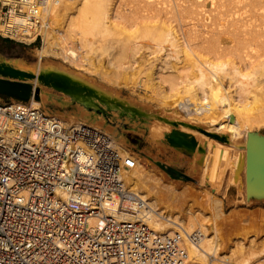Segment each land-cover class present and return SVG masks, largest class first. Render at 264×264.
<instances>
[{
	"label": "bare ground",
	"instance_id": "1",
	"mask_svg": "<svg viewBox=\"0 0 264 264\" xmlns=\"http://www.w3.org/2000/svg\"><path fill=\"white\" fill-rule=\"evenodd\" d=\"M203 1L198 4L195 0H35L38 10H44L47 25L41 31L37 60L29 66L34 77L21 80L31 85L26 104L37 109L43 103L36 86L38 73L43 70L42 58L59 57L74 68L84 69L92 57L106 54V62L114 67L115 74L140 76L134 84L130 79V93L151 92L157 99L156 94H163L164 89L186 92L191 107L199 111L197 116L204 115L203 108L208 105L205 119L213 123L212 128L223 130L216 140L207 137L215 146L209 171L211 190L219 184H230L237 191H244L249 152L244 144L238 145L239 138L229 137V131L234 127H251L259 117L264 120V0H210L207 6V2L200 3ZM58 21L61 26L54 27ZM1 64L28 72L23 70L26 67L21 58L5 61L0 56ZM57 83L66 82L50 81L53 87ZM150 95L146 93L144 99L148 100ZM132 103L130 99L123 101L120 109L127 110ZM78 109L82 112L79 120L69 123L58 116L54 118L70 127L84 124L107 134V120L103 116H96L92 108L79 105ZM138 125L151 138L157 137L156 127H147L140 121ZM193 132L203 136L199 131ZM111 141L116 152L121 151L123 157L134 161V168L124 169L120 177L129 200L112 196L102 203L105 215L121 222L129 217L123 210L136 211L150 231L168 237L176 235L187 254L186 264H264V241L258 242L257 248L253 239L244 238L224 252L216 235H208L204 223L208 216H201L203 213L190 207L180 211L185 194L173 193L171 185L150 174L142 159L118 147L112 138ZM169 141L178 145L176 139ZM197 150L203 153V144L193 143L186 153L193 156ZM55 196L63 199L66 195L57 189ZM206 205L212 208L211 193ZM213 230L216 232L214 225ZM192 234L197 237L195 244L189 241Z\"/></svg>",
	"mask_w": 264,
	"mask_h": 264
},
{
	"label": "built area",
	"instance_id": "2",
	"mask_svg": "<svg viewBox=\"0 0 264 264\" xmlns=\"http://www.w3.org/2000/svg\"><path fill=\"white\" fill-rule=\"evenodd\" d=\"M45 16L35 0H0V35L41 42ZM112 144L103 131L0 98V264H186L176 235L150 231L136 211L121 222L105 215L112 196L129 200L120 177L134 168Z\"/></svg>",
	"mask_w": 264,
	"mask_h": 264
},
{
	"label": "rangeland",
	"instance_id": "3",
	"mask_svg": "<svg viewBox=\"0 0 264 264\" xmlns=\"http://www.w3.org/2000/svg\"><path fill=\"white\" fill-rule=\"evenodd\" d=\"M161 1L173 2V0ZM195 1L199 2V0ZM211 1L204 0L200 3L207 2L205 4L207 6ZM50 25L53 26L51 23ZM59 26L61 24L58 21L54 27ZM1 39L6 38L0 35V56L3 60L21 58L26 67L23 70L31 72L29 66L36 62L41 42L38 40L27 45L13 40H11L12 43H4ZM104 56L106 54L97 56L96 59L92 57L88 65H84V69L74 68L69 63H64L59 57L42 58L43 70L38 74L51 72L66 76L81 86L90 88L92 93L81 92L71 95L53 87L50 82L44 85L42 81L36 79V86L40 89V97L43 100L39 108L50 116H58L69 123L80 119L79 114L82 112L78 109L79 105L83 109L92 108L96 116L101 115L107 120L104 127L107 128V134L118 147L127 149L139 160L142 159V165H145L148 171L150 170V174L159 177L163 184L171 185L173 193L181 191L185 194V202L179 206L180 211L190 207L191 210L197 209L199 214L203 213L201 216H208L204 222L207 224L208 235H216L224 252L228 248H234L244 238L246 241L253 239L255 247L258 248L257 243L264 241L262 225L264 220V120L259 117L257 123L251 127L246 126L247 129L243 126L240 130L234 127L229 131V137L239 138L238 145L242 147L244 144L243 148L249 152L248 164L244 170L246 177H244V191H237V188L230 184L221 186L218 183V186H214L211 190L209 171L215 149L212 140L220 138L223 130L221 132L212 128L213 123L205 119L209 106L206 105L203 108L204 115L197 116L199 111L191 107L188 101L189 94L187 96L186 92L183 94V91L179 90L181 94L176 90L169 92L164 89L163 94H156L157 99L151 92L130 93L128 83L131 85L130 82L133 80L132 84L138 81L136 78L138 75L134 74L133 77L130 73L120 75L116 73V75L114 67L107 64V58ZM52 67L57 70H52ZM146 93L152 94L148 96L152 98L144 99L147 98ZM108 99L110 102L107 101ZM129 99L133 102L132 105L127 110L120 109L123 101ZM1 100L18 101L6 97ZM116 102L117 104H114ZM139 121L147 127H156L157 137L151 138L148 132L140 130ZM193 131H199L203 136L200 138L198 134H193ZM207 137H212V140H207ZM169 139L172 141L176 139L178 145L170 142ZM195 142L203 144L204 151L203 153H198V150L193 151L194 155L191 156L186 152ZM256 163H259L258 167ZM210 193L212 194L211 209L206 205ZM213 225L216 232L213 230Z\"/></svg>",
	"mask_w": 264,
	"mask_h": 264
},
{
	"label": "water",
	"instance_id": "4",
	"mask_svg": "<svg viewBox=\"0 0 264 264\" xmlns=\"http://www.w3.org/2000/svg\"><path fill=\"white\" fill-rule=\"evenodd\" d=\"M0 76L5 78H11L13 81L9 79H0V96L15 99L22 102H27L30 91L31 85L27 83H22L21 80L23 79H33V74L31 72H23L17 69H13L8 65L1 64L0 65ZM39 81H42L44 85H48L51 80H55L56 82L65 81L66 83L60 84L57 83L54 87L69 94H80L81 92H87L88 94L92 93L90 88L85 86H81L78 82L69 80L65 76L46 72L43 74H39L36 78ZM16 80V81H15ZM67 83H75V87L66 86ZM82 87V88H81ZM37 92L38 89L35 88V99H37Z\"/></svg>",
	"mask_w": 264,
	"mask_h": 264
},
{
	"label": "trees",
	"instance_id": "5",
	"mask_svg": "<svg viewBox=\"0 0 264 264\" xmlns=\"http://www.w3.org/2000/svg\"><path fill=\"white\" fill-rule=\"evenodd\" d=\"M1 41L4 42V43H12V41L9 40V39H1ZM0 98H4V97L0 96Z\"/></svg>",
	"mask_w": 264,
	"mask_h": 264
}]
</instances>
